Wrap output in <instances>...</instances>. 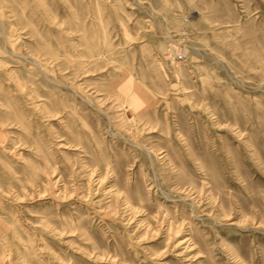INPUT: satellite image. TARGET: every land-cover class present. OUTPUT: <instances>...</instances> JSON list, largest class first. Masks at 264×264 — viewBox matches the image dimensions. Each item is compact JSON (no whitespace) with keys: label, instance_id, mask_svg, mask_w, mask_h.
I'll list each match as a JSON object with an SVG mask.
<instances>
[{"label":"rangeland","instance_id":"obj_1","mask_svg":"<svg viewBox=\"0 0 264 264\" xmlns=\"http://www.w3.org/2000/svg\"><path fill=\"white\" fill-rule=\"evenodd\" d=\"M0 264H264V0H0Z\"/></svg>","mask_w":264,"mask_h":264}]
</instances>
